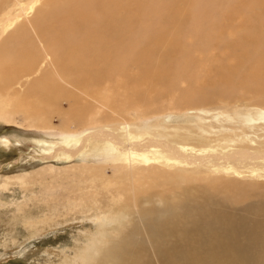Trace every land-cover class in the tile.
Instances as JSON below:
<instances>
[{
    "label": "bare ground",
    "instance_id": "obj_1",
    "mask_svg": "<svg viewBox=\"0 0 264 264\" xmlns=\"http://www.w3.org/2000/svg\"><path fill=\"white\" fill-rule=\"evenodd\" d=\"M40 1L16 0L15 5H22L21 12L29 15ZM47 2L45 9H42L44 11L41 15L39 13V20H36L44 40V44L41 42L45 47L42 53L29 39L24 27L14 31L0 45V55H7L0 61V117L7 123L13 122L14 116L19 113L28 126L43 131L34 140L53 158H84L86 154L105 151L107 164L89 166L87 170L92 175L91 184H95L101 176L104 181L102 185L108 188L110 194L109 205L104 211L106 213L94 218L98 221L95 226L97 231L88 242H82L76 248L75 264H205L200 261L206 259L194 255L195 250H205L209 257L215 259L206 264H264V207L251 206L253 215H249L245 209H241L244 213H238L233 208L225 209L227 202L235 203L238 200L233 195L241 192L242 187L233 181L234 177H245L240 168L232 165L231 159L241 162L249 157L256 158L264 169V150L257 148L251 152L245 145H240L238 150L225 151L223 147L229 146L223 145L225 137L205 138L207 133L204 132L199 134L198 140L202 141L198 142L197 147L194 146L198 153L189 155L193 149L191 142L198 138L191 132L183 135L178 132V128L170 134L152 131L153 125L145 122L136 123L133 128L134 124L128 121L115 120L106 115L98 119L99 108L98 111H90L87 103L81 104L76 93L65 88L63 82L70 87L76 85L80 91L89 92L87 94L94 101H101L108 106L112 103V87L108 90L110 93L105 95L95 93L99 84H102L99 82L100 76L105 75L111 86L120 83L131 88L127 63L129 39L132 37H129V31L132 32L135 24L132 20H135L132 19L134 16H129V0ZM161 3L162 6L155 4L163 8L167 20L155 25L156 29L151 27L153 31L146 37L151 36L147 47L130 55H134V61L146 60L148 63L154 52L151 47L158 43L161 36L166 35L167 21L176 20L180 15L179 5H163V0ZM51 5L55 11L50 13ZM252 5L257 7V13L250 19L253 21L257 16L259 23L253 26L246 16L248 28L252 24V29L256 30L251 32L252 37H246V42L256 40L258 44H264V41L260 42L264 39V0H239L237 5H232L234 9L226 14L221 28L230 24L234 10L237 11L235 13L242 12L245 7L251 8ZM193 6L189 5L190 8ZM140 7L145 10L146 5H135V11L131 14H142ZM21 12L14 15L8 12L4 18L1 17L0 36L14 27L22 17ZM186 15L194 17L187 10ZM41 17L44 19L40 20ZM194 29L205 38L201 28L196 26ZM174 43L175 52L182 49L180 41ZM230 46L234 48L236 43ZM250 52L245 51L243 57L249 58ZM173 53L165 55V59L169 60ZM48 58L54 62L52 71L29 83L31 86L28 89L15 87H21L25 81H31L29 77L40 74L46 68H43V63L47 64ZM255 61L257 65L264 61V51H259ZM117 73L122 76L115 78ZM93 80L96 82H91ZM104 86H107V82ZM137 99L129 102L127 94L119 100L120 103H113L126 110ZM62 100L72 102L69 109L57 107ZM245 118V123L264 120V109L257 116L248 113ZM56 119L60 120V127L55 125ZM74 123L79 126L74 128ZM156 127L165 128L160 124ZM231 141L236 142L237 139ZM10 144L11 141L6 137L0 140L2 147ZM192 164L206 167V175L200 177L181 172ZM109 165L113 174L107 178L105 175ZM260 169L259 166H253L249 170L253 177L260 178L264 177ZM209 174L215 176L211 178Z\"/></svg>",
    "mask_w": 264,
    "mask_h": 264
},
{
    "label": "rangeland",
    "instance_id": "obj_2",
    "mask_svg": "<svg viewBox=\"0 0 264 264\" xmlns=\"http://www.w3.org/2000/svg\"><path fill=\"white\" fill-rule=\"evenodd\" d=\"M47 1L49 0H41L29 15H25L21 12L22 5H15L16 0H0V20L8 12L13 15L21 12L22 16L13 28L0 36V45L14 34V31L24 27L29 39L34 41L42 53L45 49L42 45L44 40L36 26V20H39V13L41 15L44 11L42 9H45ZM135 1L137 0H129L127 5L129 16H134L131 18L135 20L131 19L135 24L132 26V32L129 31V37L132 36V39H129L127 63L131 88L120 83H113L114 86H111L105 75L100 76L99 82L102 84L95 88V93L105 95L110 93L108 90L112 87V103L108 106L101 101H94L89 92L87 94L84 90L80 91L76 85L70 87L63 82V86L76 93L81 104L87 103L90 111L99 108L98 119L109 116L115 120H125L134 124L133 128L136 123L145 122L153 125L152 131L160 130L169 134L174 133L177 128L183 135L191 132L198 138L197 141L191 142L193 149L189 155L198 153L194 146L197 147L198 142L202 141L198 140L199 134L204 132L207 133L205 138L225 137L223 145H229L223 147L225 151L238 150L240 145H245L251 152L257 148L264 150V120L244 122L248 113L257 116V113L264 109V61L259 65L255 61L259 51H264V44H258L256 40H251L252 43L246 42L256 31L252 29V24L256 27L259 23L257 16L253 21L250 19L257 13V7H245L238 13L234 10L230 24L222 29L226 14L234 9L231 8L232 5H237L239 0H163V5H179L181 12L176 20L167 21L166 35L161 36L158 43L151 47L154 50L153 57L147 63L146 60L134 61V55H130L137 54L138 50L147 47L148 38L151 36L146 37L156 29L158 23L167 18H164L163 8L156 5L162 6V0H158V3L157 0ZM138 4L146 5L145 10L140 7L142 14H131ZM189 5L194 6L190 8ZM49 8L52 9H49L50 13L55 11L53 5ZM186 10L194 17H188ZM205 10L207 13L204 14ZM47 12L45 14H48ZM246 16L250 19L249 22H252L249 28L245 21ZM196 26L205 33V38L196 32ZM146 27L149 30H146ZM177 41H180L183 47L175 52L173 43ZM262 41L264 39L260 42ZM231 43H236V46L233 48ZM247 50L251 52L250 57L246 59L243 53ZM172 52L174 55L166 60L164 56ZM5 57L7 55H0V61ZM48 59L47 64L43 63V68H46L42 69L40 74L29 77L31 81H25L21 87H15L28 89L32 81L52 71L54 62L51 58ZM145 72L148 74L144 75ZM121 76V73H117L115 78ZM106 82L107 86H104ZM127 94L129 102L132 99L134 101L136 97L138 99L126 110L113 103H120L119 100ZM71 104L68 100H62L57 107L66 110ZM23 119L19 113L14 116L13 122L7 123L0 117V140L6 137L11 141L10 145L0 146V264H75L76 248L88 242L90 236L97 231L95 226L98 221L94 218L106 213L104 211L109 205L110 194L108 188L102 185L104 181L101 176L97 179L98 183L91 184L92 175L87 170L89 166L107 164L106 153L103 150L86 154L84 158H53L34 140L35 136H39L43 131L28 126ZM157 124L165 128L156 127ZM55 125L60 127V120L56 119ZM78 126L73 124L74 128ZM233 138L237 141L232 142ZM231 162L237 169L240 168L245 177H229L242 188L241 192L233 195L238 200L234 201L235 203L227 202L225 209H237L238 213L245 209L249 215H253L251 206L264 207V177H253L249 169L259 166L261 172H264L263 165L260 160L250 157L241 162L231 159ZM112 170L109 165L105 175L107 178L113 174ZM206 170L202 164H192L181 172L202 177L206 175ZM209 176L212 178L215 175ZM258 214L257 216H260ZM194 255L206 259L200 261L205 264L215 260L209 257L205 250H195Z\"/></svg>",
    "mask_w": 264,
    "mask_h": 264
}]
</instances>
